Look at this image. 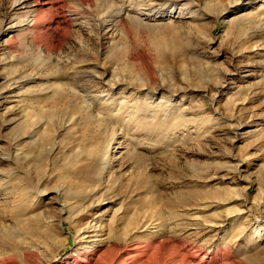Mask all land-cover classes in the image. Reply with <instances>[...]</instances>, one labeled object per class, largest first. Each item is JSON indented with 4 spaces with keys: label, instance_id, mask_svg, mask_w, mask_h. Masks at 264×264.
<instances>
[{
    "label": "rangeland",
    "instance_id": "obj_1",
    "mask_svg": "<svg viewBox=\"0 0 264 264\" xmlns=\"http://www.w3.org/2000/svg\"><path fill=\"white\" fill-rule=\"evenodd\" d=\"M194 1L203 6L204 0ZM210 1L204 4L214 10L222 0ZM6 5L0 0V21ZM92 14L79 8L80 27L49 30L45 39L0 23V78L28 79L26 91L1 98L0 112L7 115L0 118V205L6 213L0 252L20 264H72L71 254L90 252V241L97 238L98 253L107 259L131 249L126 264H206L198 259L219 235L210 227L225 209L243 210L238 222L224 226L237 242L256 219L264 222V51L252 45L263 41L264 27L258 40L248 43L245 33L254 28L228 27L225 20L206 16L192 22L191 30H165L175 37L156 50L151 40L161 41L159 32L128 19L100 30L98 41ZM139 61L140 68L133 65ZM73 66L81 75L109 67L135 84L154 71L152 80L164 91L190 84L195 91L180 111L191 118L185 122L189 129L156 138L148 117H142L150 110L139 105V123L130 119L115 126V139L107 145L111 166L100 173L98 155L109 134L104 122H89L82 102L47 80L72 75ZM217 81L224 87L214 95L199 88ZM115 100L108 107L113 112L120 96ZM206 118L211 120L202 124ZM38 120L42 127H31ZM36 183L48 194L31 222L19 221L18 207L10 205L14 192ZM92 217L98 218L96 230L80 238L77 228ZM229 254L225 264H264V246Z\"/></svg>",
    "mask_w": 264,
    "mask_h": 264
},
{
    "label": "bare ground",
    "instance_id": "obj_2",
    "mask_svg": "<svg viewBox=\"0 0 264 264\" xmlns=\"http://www.w3.org/2000/svg\"><path fill=\"white\" fill-rule=\"evenodd\" d=\"M1 1L2 3L7 4L2 12L3 18L0 21L1 25L13 28L17 32L25 31L31 35H35L34 33L37 31L43 39L48 37L49 30L59 33L60 28L64 25L66 28H70L75 24L80 27L82 23L77 22L79 19L77 15L79 8L86 14H91L94 10L95 14H92V19L94 21L96 29L95 35L98 41L103 37L102 33L99 32L100 30L104 28L108 29L109 27H113L117 23L128 19L131 23L137 25V27L139 26V28L144 26L149 30L159 32L157 36L160 37V39L162 38V40H156L154 37L151 40V45L156 50L167 44L164 39H173L175 37V34L166 36V33L164 32L165 30L174 32L179 27L191 30L193 28L192 22L201 21L205 19L204 17L206 16L210 17L212 15L219 17L227 22L228 27L236 25L239 26L241 30L254 28L250 31L248 30L246 33L244 31L245 40L248 41V43L249 41L252 42L258 40L259 32L262 33V27H264V0H222L221 3H217L218 6L215 5L214 10H211V8L207 7L208 5L206 6L204 4H209L208 2L211 3L210 0H204L203 6H200V4L194 0ZM71 3L77 9H70ZM209 13L211 14L209 15ZM44 23L48 26L46 29L43 28ZM31 38L33 39V43L39 44L35 37L32 36ZM210 40L211 38H207L206 44H208ZM262 40L263 41L257 44H255L256 42L254 44L252 43L257 52L260 50L264 51V38ZM167 48H169L168 45ZM192 51L194 52L195 49H192ZM138 64L143 65L141 61L133 63V65ZM78 68L79 67L75 66L72 67V75L63 73L62 75H54L46 78L47 80L53 81V83H57V88H64L69 94L71 93L82 102V106L89 122L99 120L104 122V131H109V134L100 150V154L98 155V160H102L100 163V173L111 166L110 160L107 159V145L112 143L115 139V126L122 127L130 119L139 123L140 120L137 118L140 110L139 105H141L147 112L150 110V113H147V115L143 112L142 117H148L149 125L154 128L153 136L156 138L159 136L164 138H168L169 135L174 136L175 130L179 128H184L186 131L189 129L185 122H190L191 118H186L180 111L182 104L187 99V95L193 94L195 91L190 84L186 83L183 86L181 85V87H173L164 91L162 83H159V81L154 82L152 80L153 73H155L154 71L149 75L147 74L146 78L143 79V82L135 84L130 78L127 79V77H121L116 72L112 73L109 67H106L103 70L93 69L92 73L87 75H81ZM110 72L112 73V75L110 74V80H105ZM27 80L9 82V78H0V105L2 104L1 98H7V95L14 90H22L28 82ZM83 80H89L90 84L83 85ZM117 84H121V86H123L122 89L119 87L120 85ZM116 85L118 88L115 87ZM223 87L224 81H217L213 84H208L199 88L203 92L210 91L214 95ZM153 89L155 91L152 92ZM22 91L24 92L26 90L24 89ZM115 95H119L120 100L116 102L117 108L113 112V110H109L108 107L116 101ZM130 99L132 100L131 102H129ZM103 112L108 113L106 116H103ZM6 115L7 112L5 110L0 112V118H4ZM210 120L211 118H206L203 119L201 123L203 124V122ZM192 125L195 127L196 123L194 122ZM31 127H34L35 129L40 128L42 127V122H34L31 124ZM38 185L40 184L36 183V185L31 186L32 188L30 190L20 188L17 190L18 192H14L16 193V196L13 198V204L10 205L12 206L11 209L18 207V211H15L14 214L18 216L19 221L23 220L22 222H24V220H27L29 222L30 220H33L35 218L34 216H36L37 209L41 206L40 202H43L45 196L48 194V190L39 189ZM2 200L4 202V199ZM11 209H9L8 212H10ZM91 209H93V207ZM241 211L243 210L240 208L232 210L225 209L221 219L213 224V226H209L210 229L214 230L215 233L219 235L214 241H212V243H210L209 250L199 257L198 262L216 264L221 260L220 264H225V259L230 257L229 252H236L237 255H246L247 253L257 251L264 246V222L258 219L255 220L254 225L251 224L249 226L247 234L240 242L236 241L237 238L233 240V233L230 234L232 230L231 228V230H229V228L227 229L224 227L227 223L238 222L243 216ZM7 215L12 217L15 216L11 213H8ZM96 218L92 217L85 222L83 227L77 228V234L82 235L80 238L88 235V232L96 230L95 227H97L96 223L98 222V218ZM4 220H6L5 209L0 205V243L3 235L2 229L5 226ZM100 242L101 239L97 238L90 241L88 246L91 249L90 252L89 250H82V252L76 253L75 250L74 254H71L69 257L71 263L126 264L129 262L127 259L128 256H130L128 253L131 249L124 250L120 253L115 252L110 259H107L105 252L102 251L98 253L101 249ZM189 249H187L186 252H188ZM97 253V257L94 258ZM121 253H124L125 255L120 257ZM193 256V253L189 255L190 258H195ZM19 259L24 263L25 260L22 258ZM192 260L195 261L196 258ZM234 263H236V261H234ZM0 264L20 263L14 260L10 255L0 252ZM142 264H146V261L142 262Z\"/></svg>",
    "mask_w": 264,
    "mask_h": 264
}]
</instances>
